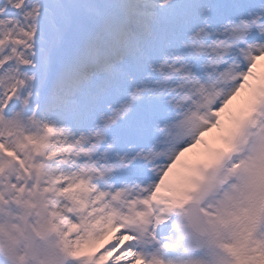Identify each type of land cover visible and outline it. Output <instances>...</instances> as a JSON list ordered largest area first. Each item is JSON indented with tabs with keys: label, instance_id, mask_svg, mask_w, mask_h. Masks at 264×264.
<instances>
[{
	"label": "snow or ice",
	"instance_id": "6c2138e0",
	"mask_svg": "<svg viewBox=\"0 0 264 264\" xmlns=\"http://www.w3.org/2000/svg\"><path fill=\"white\" fill-rule=\"evenodd\" d=\"M0 264H264V0H0Z\"/></svg>",
	"mask_w": 264,
	"mask_h": 264
}]
</instances>
